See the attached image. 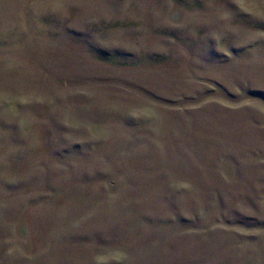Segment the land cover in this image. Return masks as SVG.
I'll list each match as a JSON object with an SVG mask.
<instances>
[{
  "label": "rangeland",
  "instance_id": "374dc122",
  "mask_svg": "<svg viewBox=\"0 0 264 264\" xmlns=\"http://www.w3.org/2000/svg\"><path fill=\"white\" fill-rule=\"evenodd\" d=\"M0 264H264V0H0Z\"/></svg>",
  "mask_w": 264,
  "mask_h": 264
}]
</instances>
